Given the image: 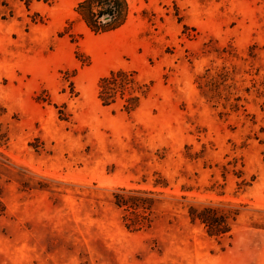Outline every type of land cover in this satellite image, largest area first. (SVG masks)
Returning a JSON list of instances; mask_svg holds the SVG:
<instances>
[{"label":"rangeland","instance_id":"1","mask_svg":"<svg viewBox=\"0 0 264 264\" xmlns=\"http://www.w3.org/2000/svg\"><path fill=\"white\" fill-rule=\"evenodd\" d=\"M78 1L0 0V264H264V0H128L98 34Z\"/></svg>","mask_w":264,"mask_h":264},{"label":"trees","instance_id":"2","mask_svg":"<svg viewBox=\"0 0 264 264\" xmlns=\"http://www.w3.org/2000/svg\"><path fill=\"white\" fill-rule=\"evenodd\" d=\"M74 12L91 32L106 33L121 27L126 22L129 15V3L128 0H79L74 7ZM125 93L128 96L124 101L123 109L129 112L137 107L139 97L144 94V91L137 86L134 71L113 69L100 77L97 82V97L104 106L113 104L118 96L122 97ZM114 198L117 207L148 209L151 204L147 198L141 197L125 198L117 194ZM188 216L210 230L209 235H221L228 231L224 217L217 215L211 209L204 208L197 211L189 208Z\"/></svg>","mask_w":264,"mask_h":264}]
</instances>
